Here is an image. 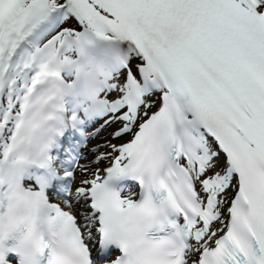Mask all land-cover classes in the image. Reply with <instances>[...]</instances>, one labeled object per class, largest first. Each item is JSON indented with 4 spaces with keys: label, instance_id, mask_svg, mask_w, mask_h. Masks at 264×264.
Wrapping results in <instances>:
<instances>
[{
    "label": "snow or ice",
    "instance_id": "1",
    "mask_svg": "<svg viewBox=\"0 0 264 264\" xmlns=\"http://www.w3.org/2000/svg\"><path fill=\"white\" fill-rule=\"evenodd\" d=\"M0 264H264V0H0Z\"/></svg>",
    "mask_w": 264,
    "mask_h": 264
}]
</instances>
